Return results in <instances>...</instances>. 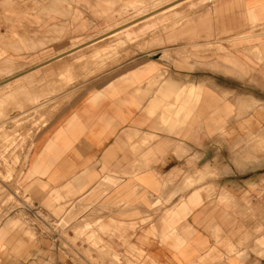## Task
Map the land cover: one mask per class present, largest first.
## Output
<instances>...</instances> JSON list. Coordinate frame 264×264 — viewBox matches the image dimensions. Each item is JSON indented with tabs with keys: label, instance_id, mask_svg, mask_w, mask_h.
Segmentation results:
<instances>
[{
	"label": "crops",
	"instance_id": "crops-1",
	"mask_svg": "<svg viewBox=\"0 0 264 264\" xmlns=\"http://www.w3.org/2000/svg\"><path fill=\"white\" fill-rule=\"evenodd\" d=\"M162 1L113 29L132 0L4 2L29 64L19 79L40 100L62 98L79 77L68 68L124 30L142 43L35 134L21 210L59 237L32 223L30 241L1 221L0 264H108L89 235L75 240L77 220L98 248L141 252L142 264H264V33L247 37L264 26V0Z\"/></svg>",
	"mask_w": 264,
	"mask_h": 264
},
{
	"label": "rangeland",
	"instance_id": "rangeland-1",
	"mask_svg": "<svg viewBox=\"0 0 264 264\" xmlns=\"http://www.w3.org/2000/svg\"><path fill=\"white\" fill-rule=\"evenodd\" d=\"M5 1L6 0H0V69L3 66L5 67V71L0 70V222L11 220L18 231L21 232L24 229L31 231L32 235L30 236V241H33L36 238V234L31 226L32 221L26 218L21 210L24 205L31 203L33 198L31 196H26L29 194V191L22 189L20 177L25 167V161L30 151L32 140L35 134L41 129L42 117H46L50 113L49 116L46 117L48 120L45 119L48 122L51 117L50 115L54 111L53 107L55 108L61 105L64 101L72 97L76 91L83 89L86 86L85 84L96 80L107 71L129 61L135 55L133 50L141 49L140 46L142 41L136 37H131V39L126 40L127 31L124 30V32L114 37V39L94 48L90 57L81 58L76 61L73 66L68 68L72 76H78L77 72H79V77H73L70 81L63 82L60 85V91L58 93H63L64 96L62 98H58L57 100H40L41 96L35 94L36 91L34 88L36 86L33 80L26 78L19 79V74L27 69L29 64L27 55L20 50V47L23 46V35H21V31L9 26L11 23L10 11L7 2L4 3ZM152 1L156 2L157 0H143V2H140V0H132L136 7L137 5L141 7H137L138 9L129 7V11L127 8H124L122 15L117 14L118 17H116V19L113 21L110 20V28H117L128 18L136 17V14L147 12V8L144 6ZM162 3L163 1L161 3L159 2L161 5ZM151 8L153 9L155 6ZM257 30H259L260 33H264V26L252 28L247 34V37L255 36ZM122 41H124V43H122ZM11 45L16 46L11 48ZM103 49L106 50L100 52V54H97L93 58V54L97 50L100 51ZM253 52L255 56H258L256 50ZM74 69L76 71L75 74H73ZM15 91L16 94L18 93L17 95L14 94ZM25 92L28 93V96L24 95ZM55 95L56 92H54L51 97ZM8 97H10L9 100L7 99ZM4 99H7L9 102ZM46 108L49 109V111L47 110L49 113L45 110ZM50 110L53 111L50 112ZM46 112L48 114H46ZM33 120L35 121L33 122ZM36 121L38 124L35 123ZM32 123H35V125H32ZM69 228L75 229V240H80L89 235L88 241H93L95 250H91V252L103 255L107 259L108 264H142L143 262V254L135 250L127 251L125 256L121 259V257L112 254L107 248H98L100 242L96 240L94 230H91L88 224L83 222V220L73 221ZM1 236L2 231H0V237ZM89 254L90 252H88L87 255Z\"/></svg>",
	"mask_w": 264,
	"mask_h": 264
},
{
	"label": "built area",
	"instance_id": "built-area-1",
	"mask_svg": "<svg viewBox=\"0 0 264 264\" xmlns=\"http://www.w3.org/2000/svg\"><path fill=\"white\" fill-rule=\"evenodd\" d=\"M28 207V206H26ZM33 214V226L37 227L43 234L50 235L54 240L58 239L57 225L50 220H46L37 210H29Z\"/></svg>",
	"mask_w": 264,
	"mask_h": 264
},
{
	"label": "bare ground",
	"instance_id": "bare-ground-1",
	"mask_svg": "<svg viewBox=\"0 0 264 264\" xmlns=\"http://www.w3.org/2000/svg\"><path fill=\"white\" fill-rule=\"evenodd\" d=\"M140 2H143V0H140ZM152 2H153V1H152ZM154 2H155V1H154ZM132 3H133V2H132ZM149 3H151V2H149ZM160 3H161V2H160ZM158 5H160V4H159L158 2H157V3L155 2V4H154L153 6H155V8H156V7H158ZM137 7L140 8L141 6H138V5H137ZM137 7H136V8H137ZM155 10H156V9H155ZM160 10H161V9H160ZM106 12L109 13V9H108V8H106ZM113 18H114V16L111 15V16H110V20H112ZM124 25H125V24H124ZM122 26H123V25H122ZM114 33H115V32H114ZM5 62H6V61H5ZM15 65H16V64H15ZM15 65H14V66H15ZM36 65H37V64H36ZM11 66H12V65H11ZM8 67H10V66H8ZM0 70L5 71V67L3 66ZM0 72H1V71H0ZM5 74H6V73H5ZM9 74H10V73H9ZM9 74H8V75H9ZM15 80H16V79H15ZM2 81H3V80H2ZM45 87H47V86L45 85ZM23 88H24V87H23ZM44 89H45V88H44ZM19 90H22V89H19ZM19 90H18V91H19ZM45 90H46V89H45ZM26 91H27V90H26ZM47 91H48V89H47ZM19 92H20V91H19ZM23 93H24V92H23ZM8 94H9V93H8ZM11 94H12V93H11ZM14 94H16V91H15ZM17 94H18V93H17ZM17 94H16V95H17ZM26 94H27V95H26ZM33 94H34V93H33ZM12 95H13V94H12ZM24 95H25V96H28V93L25 92ZM30 95H31V94H30ZM48 95H49V94H48ZM7 96H9V95H7ZM14 96H15V95H14ZM22 96H23V94H22ZM46 96H47V95H46ZM30 97H31V96H30ZM9 98H10V97H8L7 99L9 100ZM23 98H24V97H23ZM28 98H29V97H28ZM7 99H4V100L6 101ZM26 99H27V98H26ZM8 100H7V102H9ZM11 100H12V99H11ZM11 100H10V101H11ZM31 100H32V99H31ZM11 102H13V101H11ZM2 103H3V102H2ZM5 103H6V102H5ZM13 105H14V104H13ZM12 107H13V106H12ZM15 107H16V106H15ZM7 108H8V107H7ZM10 108H11V107H10ZM54 111H55V110H54ZM54 111H53V112H54ZM36 112H37V111H36ZM50 112H52V111H50ZM53 112H52V113H53ZM36 114H37V113H36ZM47 114H48V113H47ZM49 114H50V113H49ZM49 114H48L47 116H49ZM47 116H46V117H47ZM39 117H40V116H39ZM39 117H37V118H39ZM46 117H42L43 120H42V123H41L40 128L42 127V125L46 124V122H47L46 120H48ZM42 118H41V119H42ZM45 119H46V120H45ZM37 120H38V119H37ZM34 121H35V120H33V122H34ZM38 121H40V120H38ZM35 123L38 124L37 121H36ZM35 123H32V125H33V124L35 125ZM28 125H29V124H28ZM17 128H18V127H17ZM30 130H31V129H30ZM32 132H33V131H32ZM4 136H5V135H4ZM204 173H206V172H204ZM202 174H203V173H202ZM206 174H207V173H206ZM200 179H201V178H200ZM31 233H32V232H31ZM30 235H31V234H30Z\"/></svg>",
	"mask_w": 264,
	"mask_h": 264
}]
</instances>
